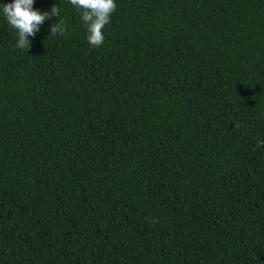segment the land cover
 Segmentation results:
<instances>
[{
	"label": "trees",
	"instance_id": "trees-1",
	"mask_svg": "<svg viewBox=\"0 0 264 264\" xmlns=\"http://www.w3.org/2000/svg\"><path fill=\"white\" fill-rule=\"evenodd\" d=\"M115 2L0 12V264H264V0Z\"/></svg>",
	"mask_w": 264,
	"mask_h": 264
},
{
	"label": "clouds",
	"instance_id": "clouds-1",
	"mask_svg": "<svg viewBox=\"0 0 264 264\" xmlns=\"http://www.w3.org/2000/svg\"><path fill=\"white\" fill-rule=\"evenodd\" d=\"M69 3L80 13V19L86 28V39L93 48H99L104 42L103 29L111 22V16L116 11L115 0H69ZM34 0H12L11 3L0 4L9 26L18 34L16 47L27 50L31 43L29 37H34L40 30L45 19L50 15L60 17V9L54 4L48 11H39L33 7ZM67 27L64 20L58 19L50 26V35H64ZM264 146V140L257 141L256 147Z\"/></svg>",
	"mask_w": 264,
	"mask_h": 264
}]
</instances>
